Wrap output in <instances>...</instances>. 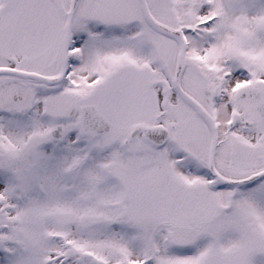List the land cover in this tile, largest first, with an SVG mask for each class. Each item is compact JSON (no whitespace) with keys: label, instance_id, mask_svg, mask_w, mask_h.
Returning a JSON list of instances; mask_svg holds the SVG:
<instances>
[{"label":"snow or ice","instance_id":"obj_1","mask_svg":"<svg viewBox=\"0 0 264 264\" xmlns=\"http://www.w3.org/2000/svg\"><path fill=\"white\" fill-rule=\"evenodd\" d=\"M0 264H264V0H0Z\"/></svg>","mask_w":264,"mask_h":264}]
</instances>
